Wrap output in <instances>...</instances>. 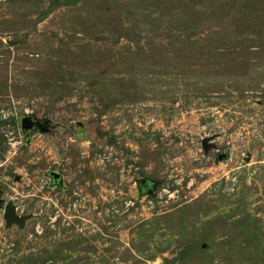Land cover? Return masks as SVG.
<instances>
[{
	"label": "rangeland",
	"instance_id": "obj_1",
	"mask_svg": "<svg viewBox=\"0 0 264 264\" xmlns=\"http://www.w3.org/2000/svg\"><path fill=\"white\" fill-rule=\"evenodd\" d=\"M248 1L78 0L37 22L49 0H0V201L28 217L7 226L0 207V264L186 247L177 264H264V15L246 21Z\"/></svg>",
	"mask_w": 264,
	"mask_h": 264
},
{
	"label": "water",
	"instance_id": "obj_2",
	"mask_svg": "<svg viewBox=\"0 0 264 264\" xmlns=\"http://www.w3.org/2000/svg\"><path fill=\"white\" fill-rule=\"evenodd\" d=\"M21 129L24 132H29L31 130H42V123L39 121H35L32 117L26 116L21 120ZM202 149L207 152L209 149L214 148V145L211 143L210 138H205L201 140ZM225 154H219L217 156V161H221L225 159ZM49 175L52 177L54 182H57L60 179V175L55 172H50ZM143 180L139 181L141 184ZM144 182V181H143ZM0 207H3V219L7 226L11 225H19L23 226L25 220L28 218L26 216H21L16 213V207L13 205L11 201L4 203L0 201ZM181 260V253H178L172 259L163 258V264H177Z\"/></svg>",
	"mask_w": 264,
	"mask_h": 264
},
{
	"label": "trees",
	"instance_id": "obj_3",
	"mask_svg": "<svg viewBox=\"0 0 264 264\" xmlns=\"http://www.w3.org/2000/svg\"><path fill=\"white\" fill-rule=\"evenodd\" d=\"M258 1H259L258 4H260V6H259V9H257L258 11L257 10L255 11V12H258V15L254 16V17L253 16H248L247 18L242 16L244 19H246V21L252 22V20L254 18H256V19L259 18V17L261 18L264 15V0H250V1H248V4H250L252 2H256L257 3ZM76 2H78V0H49L48 7L47 8H42L40 10V12L37 15L36 21L37 22L43 21L51 12H53V10H55L58 7L66 6V5H69V4H74ZM225 7H226V5L222 4V5L218 6L217 11L224 10ZM255 24H257L256 26H258V23H255ZM128 31H129V29H126L123 26H121L120 29H119V33L118 34H119L120 37L129 38L130 33ZM17 45H20V44L18 43ZM234 59L239 60V58L237 56ZM5 87H7V86H5ZM144 182L146 184H148V182L146 180H144ZM139 188L141 190L140 193L143 194L144 193L143 192L144 189H142V185L140 183H139ZM244 221H243V219H237L236 221H234V224H236L237 226L244 227L245 226L244 224H246ZM198 242L199 243L197 245L199 246V248L201 250L203 249L204 244L207 243L205 239L203 241H201V242L200 241H198ZM79 243H80V241H79ZM187 249H189V247H186L184 250H182L180 252L181 253L180 262L183 261L185 259V257L187 256V254H188V252H187L188 250ZM72 263L75 264L74 262H72ZM34 264H36V263L34 262ZM40 264H45V262H41ZM52 264H55V263H52Z\"/></svg>",
	"mask_w": 264,
	"mask_h": 264
},
{
	"label": "built area",
	"instance_id": "obj_4",
	"mask_svg": "<svg viewBox=\"0 0 264 264\" xmlns=\"http://www.w3.org/2000/svg\"><path fill=\"white\" fill-rule=\"evenodd\" d=\"M11 116H14L13 113L9 112L8 110L0 109V123L6 121ZM29 116V115H27ZM26 117V116H25ZM31 117V116H30ZM22 120V119H21ZM21 124V123H20Z\"/></svg>",
	"mask_w": 264,
	"mask_h": 264
}]
</instances>
